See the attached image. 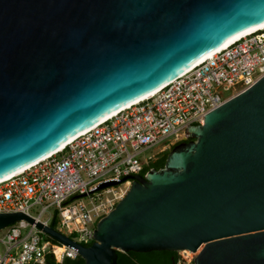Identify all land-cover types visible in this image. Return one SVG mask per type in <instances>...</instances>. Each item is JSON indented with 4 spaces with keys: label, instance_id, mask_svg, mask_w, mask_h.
Here are the masks:
<instances>
[{
    "label": "water",
    "instance_id": "1",
    "mask_svg": "<svg viewBox=\"0 0 264 264\" xmlns=\"http://www.w3.org/2000/svg\"><path fill=\"white\" fill-rule=\"evenodd\" d=\"M263 23L264 0H0V181ZM187 135L163 168L74 197L132 179L91 245L24 212H0V231L27 221L85 264L185 250L264 264V76Z\"/></svg>",
    "mask_w": 264,
    "mask_h": 264
},
{
    "label": "built area",
    "instance_id": "2",
    "mask_svg": "<svg viewBox=\"0 0 264 264\" xmlns=\"http://www.w3.org/2000/svg\"><path fill=\"white\" fill-rule=\"evenodd\" d=\"M263 76L264 27L216 52L155 95L98 123L60 151L0 181V212H24L46 225L59 219L55 227L58 231L91 245L97 219L127 194L132 179L74 198L76 195L106 181L143 174L161 154L189 141V125L203 124L209 112L248 90ZM153 148L158 150L145 157L144 153ZM127 182L131 185L123 187ZM36 206L41 207L37 216L32 213ZM47 213L49 217L44 220ZM3 231L0 264H45L49 254L62 263L66 257L79 256L76 249L55 243L27 221ZM59 246L65 247L62 259L57 255ZM194 259L184 256L180 264H194Z\"/></svg>",
    "mask_w": 264,
    "mask_h": 264
},
{
    "label": "trees",
    "instance_id": "3",
    "mask_svg": "<svg viewBox=\"0 0 264 264\" xmlns=\"http://www.w3.org/2000/svg\"><path fill=\"white\" fill-rule=\"evenodd\" d=\"M177 146V145H175ZM174 146V147H175ZM173 147V148H174ZM169 152H164L162 156L153 161L143 174H146L149 170L161 169L165 166ZM54 227H57V222L54 220L52 222ZM55 243H58L54 240ZM181 256L179 252L173 251H153L148 253H137V252H118V264H180ZM45 264H85V260L78 256L75 259L66 257L62 263L56 261L52 254L47 255Z\"/></svg>",
    "mask_w": 264,
    "mask_h": 264
},
{
    "label": "bare ground",
    "instance_id": "4",
    "mask_svg": "<svg viewBox=\"0 0 264 264\" xmlns=\"http://www.w3.org/2000/svg\"><path fill=\"white\" fill-rule=\"evenodd\" d=\"M263 27H264V23L261 24L260 26L256 27V28H254V29H251V30H249V31H247V32H244V33L238 35L237 37H235V38L231 39L230 41H228L224 46H222L221 48H219V49L216 50L215 52L210 53L208 56H206L205 58H203V59H202L201 61H199L197 64H199V63H201L202 61L206 60L207 58L211 57V56H212L213 54H215L216 52H218V51L224 49L225 47L229 46V45L232 44L233 42H235V41L239 40L240 38L244 37L245 35H247V34H249V33H252V32H254V31L258 30V29H261V28H263ZM197 64H195L194 66H196ZM194 66H192V67H191L190 69H188L186 72L190 71ZM186 72H184V73H186ZM158 91H159V90H158ZM158 91L152 93L151 95L147 96V97L144 98V99H147L148 97H151V96L155 95L156 93H158ZM144 99H142V100H144ZM142 100H140V101H142ZM138 102H139V101H138ZM138 102H135V103H138ZM130 106H131V105L126 106L125 108H128V107H130ZM125 108H122V109H120V110H118V111H116V112H113L112 114H110L109 116H107L103 121H105V120H107V119H109V118L115 116L117 113H119L121 110H123V109H125ZM101 122H102V121H101ZM92 128H93V127H92ZM92 128L88 129L87 131L91 130ZM87 131H85V132H87ZM85 132H83V133H85ZM83 133H82V134H83ZM80 135H81V134H80ZM78 136H79V135H78ZM75 138H76V137H75ZM75 138H74V139H75ZM74 139H72L71 141H73ZM71 141H69L68 143H66V144H65L63 147H61L58 151H60L61 149H63V148H64L67 144H69ZM56 152H57V151H56ZM56 152H54V153H56ZM54 153H52V154H54ZM52 154H51V155H52ZM49 156H50V155H49ZM44 159H45V158H44ZM27 168H28V167H27ZM25 169H26V168H25ZM25 169H23V170H21V171H19V172L14 173L13 175L7 177L6 179H8V178H10V177H12V176H14V175H17V174L23 172ZM6 179H4V180H6ZM2 181H3V180H2ZM130 185H131V183H130V182H127L123 187L128 188ZM122 196H123V194H121V197H122ZM64 251H65V247H63V246H59V248L57 249V255H58V258H59V259H62V255H63V252H64ZM200 251H201V250H200ZM190 255H196V254H195V253H190Z\"/></svg>",
    "mask_w": 264,
    "mask_h": 264
},
{
    "label": "rangeland",
    "instance_id": "5",
    "mask_svg": "<svg viewBox=\"0 0 264 264\" xmlns=\"http://www.w3.org/2000/svg\"><path fill=\"white\" fill-rule=\"evenodd\" d=\"M172 148H173V147H172ZM172 148H171V149H172ZM171 149H169L167 152H169ZM157 150H158V148L149 149V150H147V151L144 153V156L147 157V156L153 154L154 152H156ZM161 156H162V154H161L159 157H157V159H159ZM157 159H156V160H157ZM123 191H124V188H123ZM121 194H123V192H121ZM85 200H87V198H85ZM113 208H114V207H113ZM40 209H41L40 206H36V207H34V208L32 209V213H33V215L37 216V215L39 214ZM111 210H112V209H111ZM104 216H105V215L101 216V218H103ZM48 217H49V214L47 213V214L43 215L42 218H43L44 220H46ZM101 218L97 219V221H96V225L98 224V222L100 221ZM58 220H59V219H57V221H56V222H57V226H58ZM3 235H4V231H0V238H1ZM3 250H4V247H3L2 244H0V253H3ZM199 252H200V250H199ZM199 252L195 253L196 255H190L189 253H186V252H184V251H181V252H179V255L181 256V259L184 258V256H185V257H189V256L196 257L197 254H198ZM62 262H63V260H62Z\"/></svg>",
    "mask_w": 264,
    "mask_h": 264
}]
</instances>
